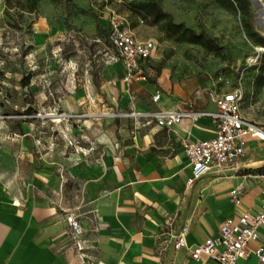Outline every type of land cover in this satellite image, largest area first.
Segmentation results:
<instances>
[{"label":"crops","instance_id":"crops-1","mask_svg":"<svg viewBox=\"0 0 264 264\" xmlns=\"http://www.w3.org/2000/svg\"><path fill=\"white\" fill-rule=\"evenodd\" d=\"M157 50L128 82L119 59L103 68L121 117L106 115L84 133V145L58 147L22 128L15 144H5L0 129V264H218L204 255L191 260L189 249L216 236L227 217L259 209L264 141L248 137L241 160L187 181L184 145L214 137L212 94L226 87L217 89L208 70L188 68L179 53L156 70ZM177 111L184 115L170 125L154 118ZM69 213L80 225L81 253ZM172 234H180L178 249L167 241ZM257 234L245 264H264L251 253L264 244V227Z\"/></svg>","mask_w":264,"mask_h":264},{"label":"rangeland","instance_id":"rangeland-1","mask_svg":"<svg viewBox=\"0 0 264 264\" xmlns=\"http://www.w3.org/2000/svg\"><path fill=\"white\" fill-rule=\"evenodd\" d=\"M131 1L36 0L32 5L30 0H0V129L5 128V144H15L22 128L74 149L89 141L84 133L97 122L119 112L114 83L103 75V68L118 60L107 37L113 16L136 34L157 39L156 70L179 53L188 68L208 70L217 89L238 87L242 114L264 129V0H248L249 16L215 0H157L174 22L212 36L221 46L217 55L188 42V34L168 18L146 25Z\"/></svg>","mask_w":264,"mask_h":264},{"label":"built area","instance_id":"built-area-1","mask_svg":"<svg viewBox=\"0 0 264 264\" xmlns=\"http://www.w3.org/2000/svg\"><path fill=\"white\" fill-rule=\"evenodd\" d=\"M107 37L116 58L123 65V79L126 82L140 76V67L155 54L159 45L155 38L135 37L117 16L109 20ZM158 97L159 93L156 92L153 100ZM212 99L215 103V111L211 113L215 120L214 137L194 139L184 145V154L190 166L188 182L201 177L213 166H228L241 160L245 156L248 137L264 141V129L246 118L240 110L241 91L238 87L216 91ZM183 115L180 111L160 112L154 118L159 124L170 125L178 122ZM231 195L234 202L238 203L236 189L231 190ZM65 221L71 229L73 247L80 252L83 249L82 241L74 238L80 232V225L72 213L65 215ZM260 227H264V200L253 213L243 212L227 217L219 226L216 236L190 248L189 256L195 261L204 255L218 264H245L241 260L250 254L248 244L259 240L257 232ZM167 241L174 249L181 246L180 234L170 235ZM251 253L259 263H264V244L258 243Z\"/></svg>","mask_w":264,"mask_h":264},{"label":"trees","instance_id":"trees-1","mask_svg":"<svg viewBox=\"0 0 264 264\" xmlns=\"http://www.w3.org/2000/svg\"><path fill=\"white\" fill-rule=\"evenodd\" d=\"M35 5L36 0H30ZM221 6L229 10H238L244 16L250 15L248 0H215ZM133 9L141 12L146 17L145 24L152 25L156 20L168 18L171 26L178 28L182 33L188 34V42L204 45L214 54H218L221 46L215 42V39L206 34L203 29L195 31L193 28L186 26L184 22H174L171 14L162 9L157 0H132L130 2ZM204 40V41H203Z\"/></svg>","mask_w":264,"mask_h":264},{"label":"bare ground","instance_id":"bare-ground-1","mask_svg":"<svg viewBox=\"0 0 264 264\" xmlns=\"http://www.w3.org/2000/svg\"><path fill=\"white\" fill-rule=\"evenodd\" d=\"M55 121H59V119H54Z\"/></svg>","mask_w":264,"mask_h":264}]
</instances>
